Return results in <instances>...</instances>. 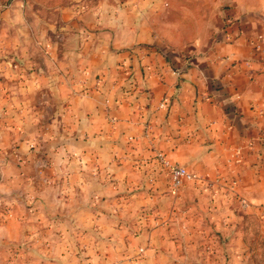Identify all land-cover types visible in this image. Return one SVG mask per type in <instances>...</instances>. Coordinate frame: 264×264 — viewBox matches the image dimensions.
<instances>
[{"label":"crops","instance_id":"0c3cea01","mask_svg":"<svg viewBox=\"0 0 264 264\" xmlns=\"http://www.w3.org/2000/svg\"><path fill=\"white\" fill-rule=\"evenodd\" d=\"M0 80L5 239L264 264V0H0Z\"/></svg>","mask_w":264,"mask_h":264},{"label":"rangeland","instance_id":"374dc122","mask_svg":"<svg viewBox=\"0 0 264 264\" xmlns=\"http://www.w3.org/2000/svg\"><path fill=\"white\" fill-rule=\"evenodd\" d=\"M7 68H10V66ZM1 72L4 73L7 72V70ZM4 79L7 80L8 78L4 77ZM1 80L0 89L3 87L1 85L5 86V84H8ZM2 100L3 99L0 98V113L7 114L8 106L7 104L2 105ZM3 163L4 159L0 157V168ZM98 237H101V235ZM103 238L104 237L102 236L101 239ZM94 244L96 246L95 253L93 249L92 254H86L82 247L74 250V257L61 258L57 256L55 257L52 254L51 256L44 255V253L41 252L43 247H41L37 242L33 243V245L26 241L15 242L5 239V237L0 234V264H100V262L104 260V256L101 255V253L105 251L104 246L103 243L98 240L94 242ZM119 245H121V242L116 243V247L118 246L119 248ZM26 247H30V249L27 250Z\"/></svg>","mask_w":264,"mask_h":264},{"label":"built area","instance_id":"2783aa9c","mask_svg":"<svg viewBox=\"0 0 264 264\" xmlns=\"http://www.w3.org/2000/svg\"><path fill=\"white\" fill-rule=\"evenodd\" d=\"M161 157V154L158 155ZM170 175V184L173 189H178L186 181L198 180L199 177L195 172L189 171L186 167L180 165L168 166ZM142 251V249H140Z\"/></svg>","mask_w":264,"mask_h":264}]
</instances>
